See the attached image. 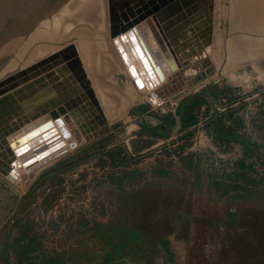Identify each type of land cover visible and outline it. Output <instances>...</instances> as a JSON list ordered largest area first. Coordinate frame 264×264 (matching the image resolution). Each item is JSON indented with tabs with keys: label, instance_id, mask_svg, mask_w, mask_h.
Here are the masks:
<instances>
[{
	"label": "rangeland",
	"instance_id": "obj_1",
	"mask_svg": "<svg viewBox=\"0 0 264 264\" xmlns=\"http://www.w3.org/2000/svg\"><path fill=\"white\" fill-rule=\"evenodd\" d=\"M69 1L0 0V83L71 36ZM229 8L216 0L210 65L142 121L160 133H139L140 116L127 115L38 171L0 173V264L95 250L112 254L106 264H264V48H232L252 35L264 45V32L232 33ZM187 39L185 49L198 42ZM201 93L214 109L187 103L205 102L191 113L199 130L157 125ZM216 118L235 139L218 141Z\"/></svg>",
	"mask_w": 264,
	"mask_h": 264
},
{
	"label": "water",
	"instance_id": "obj_2",
	"mask_svg": "<svg viewBox=\"0 0 264 264\" xmlns=\"http://www.w3.org/2000/svg\"><path fill=\"white\" fill-rule=\"evenodd\" d=\"M108 5L110 37L137 89L151 90L154 85L164 82L170 71L180 69L176 78L173 76L169 79V86L155 92L157 99L163 101L193 75L210 65L208 56L212 39L213 0H108ZM142 22L149 33L143 27L142 31L138 28ZM188 27H191L190 30ZM188 34L197 38L198 42L194 44L195 47L185 49ZM196 52H199L198 56ZM59 66L56 71L59 78L67 71L72 72L95 108L89 115L93 118L91 122H97L95 127L85 123L88 116L76 110V104L71 102L69 105L64 99L49 103L41 100L38 90L47 89L49 85L51 88L47 91L50 92L59 78L52 79L53 74L37 77ZM13 77L17 81V88L0 98V173L3 176L9 178L5 166L15 162L16 158L28 173H32L77 145H82L83 137L86 134L92 137L98 127L102 128V132H107L106 118L85 81L73 45L16 72ZM199 97L210 102L208 95L203 93L184 100L176 111L171 134H177L180 130L179 118L184 106ZM158 122L157 125H160ZM218 137L227 141L236 138L221 137L219 128Z\"/></svg>",
	"mask_w": 264,
	"mask_h": 264
},
{
	"label": "crops",
	"instance_id": "obj_3",
	"mask_svg": "<svg viewBox=\"0 0 264 264\" xmlns=\"http://www.w3.org/2000/svg\"><path fill=\"white\" fill-rule=\"evenodd\" d=\"M73 1L75 0H70L69 4L73 3ZM76 1L75 7H73V9L70 8L69 13L70 25L68 30L71 36L66 40L61 39L60 42L55 41L50 43L51 45L48 46L50 47L49 52L44 53L40 60L59 52L68 45H73L81 63V68L85 74V81L89 89L92 90L106 118L107 124L111 125L109 122L119 121L124 116L130 115V112L137 108V106H145L147 108V113L139 118L140 123L143 120L145 121L146 118L154 115L152 112H156L157 109L161 107L160 105L164 103V100L152 102L149 100L144 90H139L133 85V80L127 67L114 41L110 37L111 22L108 0ZM115 6H117V2H115ZM215 9L216 0H213V13ZM229 13L232 33L244 32L246 34H262L264 32V0H230ZM243 18H246L245 23ZM142 27L143 30L148 32L144 22L138 25L140 31H142ZM178 33L181 34L182 32ZM235 44L233 43V49L235 48V50H238L245 48L244 50H247L246 54H252L253 56L255 55L256 49L264 48L261 42L255 40L254 35H252V39L246 37L245 40H241L240 44H238L237 41ZM59 68L60 66L53 68L46 74H42L37 78H42L47 74H53L52 79L59 78V74L56 73ZM253 70L256 71V73L260 72L259 64L254 65ZM30 82H33V80ZM45 82H47V80ZM53 86L56 87L54 89L52 88L50 92L47 91L51 88L49 85L47 89L38 90V94L42 101L49 103L55 99H64L69 105L72 102L77 105L76 110H80L84 113V116H88L85 123H89L90 127H95L97 125L96 121L91 122L93 118L89 116L94 112L95 108L86 98L87 96L72 72L67 71L66 74L64 73ZM143 95L146 96L145 100H143ZM207 102L209 104V110L212 108L214 109L208 100ZM201 109L203 110L204 108L201 107ZM176 111L169 110V114H172L174 118H176ZM133 116L136 117V115ZM159 123L160 122H158V124ZM198 124L199 123L196 122L186 130H199L201 126H198ZM221 125L222 123L215 119L209 129L213 127L218 134V128L221 130ZM171 130L172 129H169V131ZM218 141H221L219 137Z\"/></svg>",
	"mask_w": 264,
	"mask_h": 264
},
{
	"label": "trees",
	"instance_id": "obj_4",
	"mask_svg": "<svg viewBox=\"0 0 264 264\" xmlns=\"http://www.w3.org/2000/svg\"><path fill=\"white\" fill-rule=\"evenodd\" d=\"M205 104L203 100H195L191 102L190 104H187L184 109L183 113L179 118L180 122V130L179 134H182L183 131L186 133V129L188 127H191L196 123L195 119L192 118L191 113H193V110L201 105ZM147 113V108L145 106H137L133 111L130 112V115H136V116H142ZM159 118L160 125L163 127L165 126L168 129H172L175 125V118L172 114H167L165 116L157 117ZM140 130L139 133L141 132H153L155 131L156 133H160V130L158 128L148 126L146 123L141 122L140 125ZM225 126L221 125V130L222 134L225 135ZM228 135V134H227ZM247 152V150H245ZM111 182L113 184L117 183V180L111 179ZM131 239H136L135 232L133 234H130ZM4 256V255H1ZM64 255L61 257L62 263L67 262L68 264H106L108 261L112 259V254L111 253H103V252H98V251H93V252H85V251H77L75 254L72 255L71 258L64 260ZM59 259L58 256L52 257L48 256L46 258L47 264L53 263L55 259Z\"/></svg>",
	"mask_w": 264,
	"mask_h": 264
},
{
	"label": "bare ground",
	"instance_id": "obj_5",
	"mask_svg": "<svg viewBox=\"0 0 264 264\" xmlns=\"http://www.w3.org/2000/svg\"><path fill=\"white\" fill-rule=\"evenodd\" d=\"M39 2H40V1H39ZM37 3H38V2H37ZM42 3H43V2H42ZM42 3H41V4H42ZM114 5H115V4H114ZM190 28H191V27H188V30H190ZM179 70H180V69H178L177 72H171V71H170L169 76L166 75V78H167V79H166L164 82L159 83L158 85H154L153 88H152L151 90H149V89H147V88H144V89H143L144 92H145V94H147V97L149 98L150 101L153 102V101H157V100H158L157 97L155 96V95H156L155 92H160L161 90H164L167 86H169V83H170V80H169V79H171V77H173V76L176 78V74H178ZM0 84H1L0 87H1L2 91H8V90H11V89H13V88L15 89V88H17V86H18L17 81H15V79L13 78L12 75H11V76L9 75L8 77L4 78L3 81H1ZM143 84H144V82H143ZM144 85H145V84H144ZM161 88H162V89H161ZM14 89H13V90H14ZM148 92H150V93L152 92V94H148ZM158 101H159V100H158ZM159 102H160V101H159ZM57 159H59V158H57ZM57 159H55V160H57ZM17 160H18V158H16V161H15V162H13V163L8 164V165L5 166V170L7 171V175H8V176L16 177V175H17V171L14 170V167L17 168V169H20V170L24 171L25 173H28V172L25 170V168H23V166L20 164V162L17 161ZM53 161H54V160L48 162L46 165H44V166L38 168V169L35 170V171L40 170L41 168L47 166L49 163H51V162H53ZM3 164H4V162H3ZM35 171H33V172H35ZM33 172H32V173H33ZM28 174H29V173H28ZM4 177H5V176H4Z\"/></svg>",
	"mask_w": 264,
	"mask_h": 264
},
{
	"label": "built area",
	"instance_id": "obj_6",
	"mask_svg": "<svg viewBox=\"0 0 264 264\" xmlns=\"http://www.w3.org/2000/svg\"><path fill=\"white\" fill-rule=\"evenodd\" d=\"M153 102H155V101H153Z\"/></svg>",
	"mask_w": 264,
	"mask_h": 264
}]
</instances>
